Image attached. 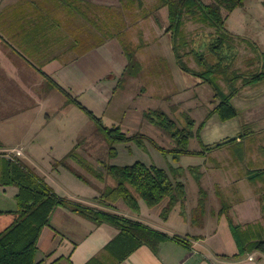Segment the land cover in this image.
Here are the masks:
<instances>
[{
    "label": "crops",
    "instance_id": "crops-1",
    "mask_svg": "<svg viewBox=\"0 0 264 264\" xmlns=\"http://www.w3.org/2000/svg\"><path fill=\"white\" fill-rule=\"evenodd\" d=\"M59 5L58 0H0V67L7 70L26 66L41 70L47 80L48 77L53 80H49V87L52 86L60 91L55 85L57 83L69 92H74L77 95L75 97L92 111H97L99 107L103 113L109 112L110 105L114 106L115 93H120L116 104L119 101L122 103L126 101L124 92L127 91V83L142 76L144 63L137 54L141 63V70L137 76L123 75L127 58L116 73L113 68H109L111 62L104 54L103 48L108 43L105 42L108 40L105 39L106 37L94 43V47L79 52L80 57L73 56L70 60L61 62L59 59L62 53H75L78 46L82 45L74 34L69 46L53 54L55 52L53 47L65 44L66 39L69 38L63 34L64 27L60 17L53 14ZM70 14L73 15L67 10L66 17ZM93 52L97 55L96 61L86 60ZM41 61L44 63L39 65L37 62ZM148 69L153 70L150 67ZM186 73L185 75L189 76V72ZM154 77L156 75L153 73L149 74V81L155 80ZM191 77V85L199 86L201 77L193 74ZM99 79L103 81L97 88L96 81ZM140 88L144 89L142 86ZM238 88V92L231 97V102L237 110L236 116L223 120L217 113L212 114L199 131V137H195L198 147L193 150L203 151V154L196 155L202 160L198 163L200 169L190 173L189 177L184 170L182 174L176 175L175 179L184 183L185 195L171 209L166 219L161 217L160 212L166 205L167 199L155 207H149L143 200H139L138 212L132 211L122 200L106 206L98 201L99 191L103 186L96 183L92 185L90 181L86 183L63 167L55 168V160L63 158L69 150L62 154L53 152L54 146L48 142V137L45 138V135L51 131L44 129L42 124L38 126L37 119L32 120L38 113L36 107L23 109L15 114L13 112L16 111L12 113L10 111L6 116L13 119L15 117L31 119L30 126L23 127L20 133L15 132V125L18 123L9 122L7 129H2L1 126L6 123L0 122V130L5 134L1 137L0 133V176L6 170L7 159L15 156L16 151L19 150L21 154L16 156L32 167L37 174L43 176L62 197L139 221L169 237L177 236L186 242L184 244L168 238L159 242L156 247L142 244L119 264H264V253L261 251H240L231 226V221L240 225L243 230L253 226V231L259 232L264 238V106L262 104L264 79L250 84L242 82ZM230 90L228 86V90L223 92L228 93ZM153 91L148 87L142 95L144 98H151L157 93L153 94ZM160 95L161 100L174 101L172 96L171 98L162 94L155 96L160 97ZM214 100L216 107L220 99L215 96ZM120 106L117 105L115 108L116 114ZM157 108L159 107L144 109L140 118L145 119L143 116L145 111ZM132 111L134 110L130 109V112ZM102 115L108 117L110 114ZM128 119L124 124L119 123L118 119L111 123L112 126L126 129V126L132 125V113L128 115ZM66 122L58 119L55 124L59 127ZM7 131L8 135H6ZM225 144L233 151L235 159L233 163L236 164L229 162L224 165H234L225 171L221 168L220 161L215 159V186L211 189L208 185L205 186V182L208 184L212 180V177L204 174L205 159L209 152L216 151ZM204 147L208 148L204 150ZM119 155L121 154L118 152L117 158ZM70 161L76 163L75 160L69 159ZM115 161L112 159L111 163ZM123 164L128 163H119V165ZM239 166L243 167V177L235 174V169ZM188 183H191L189 199ZM17 192L16 185H0V211L17 208ZM118 233L119 229L113 224L102 222L96 225L89 217L59 205L52 210L49 225L42 230L36 260H41L40 264H85L96 255H104L105 246Z\"/></svg>",
    "mask_w": 264,
    "mask_h": 264
},
{
    "label": "rangeland",
    "instance_id": "rangeland-1",
    "mask_svg": "<svg viewBox=\"0 0 264 264\" xmlns=\"http://www.w3.org/2000/svg\"><path fill=\"white\" fill-rule=\"evenodd\" d=\"M202 1L208 3L211 0ZM71 2L76 4V6L80 5V9L87 12L88 19L77 11L75 13L72 12L75 17L71 14L66 17L67 10L60 4L53 14L60 17L61 24L64 27L62 29L63 34L69 38L66 39L65 44L53 47L55 49L53 54L56 51L61 52L65 47L69 46L73 41L72 35L74 34L78 37V42L81 41L82 46H78L75 53H62L59 59L61 62H66L73 56L77 57L80 55L79 52L90 48L94 43L106 37L105 39L108 40L105 42L108 43L103 48L104 54L107 55L108 60L111 62L109 68H113L117 73L126 60L120 38L123 37L133 43L138 57L144 63L142 65V76L127 83V91L124 92L126 101L124 103L119 101L116 104V101L120 98L119 92L113 95L114 106L110 105L108 108L109 112H106L113 116L104 117L102 114L106 113H103V110L101 111L99 107H97V111L93 112L108 127H111V122L117 121V119L119 123L124 124L129 120L128 115L132 113V125L128 124L129 126H126V129H122V131L127 130L124 132L128 136L137 132L142 133L144 135L143 143L140 145H137L135 141L116 143L114 146L117 149V153L119 152L121 155L118 158V154L116 157L110 158L108 156L109 145L107 140L97 128L95 122L85 111L67 101L69 96L76 98L75 96L77 95L67 89L69 94L65 95L63 92L52 88V86L49 87V80L51 79L48 77L49 80H47L43 71L26 66L7 70L0 67V122L6 123L1 128L7 129L9 122L10 124L18 123V125H15V132L20 133V131H23V127L30 126L31 119H18L16 117L13 119L6 118V116L10 111L11 113L16 111L13 112L15 114L23 109L36 107L38 113L32 120L37 119L38 126L42 124L44 129L51 131V133L45 135V138L48 137V142H51L54 146L53 152L62 154L67 150H69L67 153L74 150L79 157L90 165L91 169L103 172L104 179H99L88 170V167H84L77 162H69L68 160L70 168L59 166L68 169L73 175L75 174L71 169L76 170L77 173L89 180L92 185L96 183L99 186H103L100 191L108 184H114L112 177L106 174L103 166L104 163L109 164L112 162V159H115L116 161L113 163L117 164L122 162L130 164L135 161H142L166 169H169L170 166L171 168L176 167L180 172L184 170L188 177L190 173L197 172L200 169L198 163L202 161L199 156L181 155L177 159L174 156L175 153L171 150L174 142L169 135L144 118H140L144 109L159 107L163 108L180 125L185 121L184 115H191L195 120L193 131H196L198 125L206 118L210 108L215 106V92L211 85L201 78L199 86H192L191 74L188 73L189 76H186L185 74L187 73L180 69L176 61L170 33L166 30L168 25L167 9L165 7L156 9L159 0H142L140 3L138 0H71ZM128 2H130V5H127ZM224 14L227 17L226 28L233 33V38L230 42L237 52L236 59L233 61L234 72L243 75L255 73L260 68L259 64L263 60L262 53L264 52V0H245L241 7L235 8L230 13L224 11ZM215 30L214 27L206 22L198 21L188 14L184 15L182 35L186 38L188 44L180 50V53L188 67L199 72H203L207 68L205 64L198 62L195 50L203 52L205 58H207V63L214 62V56L208 50V41L212 39L213 35L211 34H215ZM107 31L120 33L114 38H109L106 34ZM96 59L97 55L95 52L86 58V60L92 62H95ZM37 63L40 65L44 61ZM86 63L89 64V62ZM148 66L153 68V70H149ZM224 66L225 62H223ZM42 72L44 75H42ZM152 73L156 75L154 77L155 80L150 79L149 81V74L151 75ZM227 73L229 75L231 73L230 70H227ZM223 76L220 68L216 73L214 72L210 75L209 78L212 83L215 84L217 82L223 91H227L228 83ZM102 81V79L96 81L97 88ZM242 82V79L236 80V86H240ZM141 86L144 89H141ZM148 87H151L152 91L155 90L152 92L153 94L157 92L155 95L162 94V96L167 95L170 98L172 96L174 101L161 100V95L160 97L153 95L151 98H144L142 93ZM114 88L116 89L117 87L115 86ZM175 96L177 98H174ZM80 103L82 104V102ZM262 104L264 106V99ZM117 105L118 107L121 106L116 114L117 109L115 108ZM130 109L134 111L130 112ZM138 109L141 111H137ZM120 118L123 120L120 121ZM58 119L66 120L67 122L57 127L55 122ZM38 126L35 127L38 128ZM8 131L6 135H8ZM0 133L1 137L5 135L1 130ZM188 146L190 149L197 148V139L195 137L191 139ZM232 152L231 148L226 144L221 148H217L216 151L209 152L203 169H205L204 174L207 177H212L213 181H209L208 184L205 182V186L208 185L211 189L215 186V159L220 161L222 164L221 168H224L225 171L234 167V165L224 166L229 162L236 164L233 163L235 159ZM26 166L34 170L29 165ZM243 173L242 166L235 169V174L242 176ZM193 183L195 184V182ZM189 184L191 183H188V199L191 191V185ZM51 187L57 195L61 196L53 186ZM194 188L196 189V187ZM209 192L212 193V190L210 191L209 189ZM76 203L84 205L79 201Z\"/></svg>",
    "mask_w": 264,
    "mask_h": 264
},
{
    "label": "trees",
    "instance_id": "trees-1",
    "mask_svg": "<svg viewBox=\"0 0 264 264\" xmlns=\"http://www.w3.org/2000/svg\"><path fill=\"white\" fill-rule=\"evenodd\" d=\"M58 1L69 12L77 11L88 19L87 12L80 9L79 5L73 4L71 0ZM141 1L138 0L139 3ZM244 1L211 0L204 3L202 0H159L156 5L157 10L163 7L167 9L168 25L166 30L171 35L172 49L180 68L207 81L213 88L215 96L220 99L216 107L210 109L196 131H193L195 120L188 114L184 115L185 121L180 125L167 112L159 108L149 109L143 113L145 119L173 140L174 146L171 150L175 153L174 156L177 159L181 155L203 154V151L190 149L188 145L192 138L199 137V131L212 114L217 113L223 120L236 116L237 110L231 102V97L239 90L235 83L236 80L242 79L243 84H250L264 79V52L262 53L261 66L255 73L249 75L236 74L233 69V61L236 59L237 52L230 42L233 33L226 28L227 17L224 11L230 13L235 8L241 7ZM127 5H130V2ZM186 14L198 21L206 22L216 29L215 34H211L213 35L212 39L208 41V50L214 56V62L207 63V58H205L203 52L200 50L194 51L197 54L198 62L207 66L203 72L188 67L180 53V50L188 44L186 38L182 35L183 17ZM119 33L107 31L106 34L107 37L114 38ZM76 40H79L78 37ZM120 42L127 58L123 75L127 77L137 76L141 70V63L137 57L136 47L123 37L120 38ZM223 62H225L224 67ZM220 68L231 89L228 93L223 92L218 83H212L209 78ZM227 70L231 72L229 75ZM55 85L65 95L69 94L61 85L57 83ZM67 101L85 111L95 122L97 128L107 140L109 145L108 156L110 158H114L118 154L114 146L116 143L129 141H135L137 145L143 143L144 135L142 133L128 136L120 126H105L100 117H97L92 110L83 106L76 98L69 96ZM207 148L204 147V150ZM69 159L88 167L91 173L101 180L104 179L103 172L91 169L90 165L79 157L74 150L67 153L62 159L56 160L54 167L57 168L56 166L62 165L70 168ZM103 166L106 174L111 176L114 181V184L110 183L100 191L98 201L106 206H111L116 201L122 200L132 211L138 212L140 209L139 200H143L149 207H155L167 199L166 205L160 212L161 217L166 219L175 204L184 198V183L175 179L176 175L182 174V172L176 167L171 168L170 166L169 169H166L142 161L123 165L110 162L109 164L104 163ZM71 171L78 178L89 183V180L77 173L76 170L71 169ZM0 185H16L18 187L16 194L17 208L10 211H0V264H40L41 260H36L38 241L43 228L49 225V216L52 210L59 205L66 206L83 216L89 217L96 225L108 222L119 229V233L105 246L104 255H96L85 264H119L142 244L156 247L159 242L168 238L186 244L185 240L177 236L169 237L139 221L80 205L76 201L57 195L43 176L26 166L17 156L7 159L6 170L0 176ZM231 226L241 252L259 250L264 253V238L260 236L259 232L253 231V226L243 230L240 225L234 224L232 221ZM250 231L252 232L249 233Z\"/></svg>",
    "mask_w": 264,
    "mask_h": 264
},
{
    "label": "built area",
    "instance_id": "built-area-1",
    "mask_svg": "<svg viewBox=\"0 0 264 264\" xmlns=\"http://www.w3.org/2000/svg\"><path fill=\"white\" fill-rule=\"evenodd\" d=\"M21 152L19 150L16 151V155H20Z\"/></svg>",
    "mask_w": 264,
    "mask_h": 264
}]
</instances>
